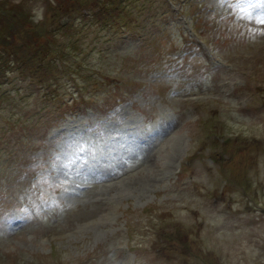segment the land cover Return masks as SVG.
I'll list each match as a JSON object with an SVG mask.
<instances>
[{"label":"rangeland","instance_id":"1","mask_svg":"<svg viewBox=\"0 0 264 264\" xmlns=\"http://www.w3.org/2000/svg\"><path fill=\"white\" fill-rule=\"evenodd\" d=\"M91 1L0 0V264H264V13ZM189 31L214 64L196 50L168 75ZM42 41L37 83L16 62Z\"/></svg>","mask_w":264,"mask_h":264},{"label":"snow or ice","instance_id":"2","mask_svg":"<svg viewBox=\"0 0 264 264\" xmlns=\"http://www.w3.org/2000/svg\"><path fill=\"white\" fill-rule=\"evenodd\" d=\"M237 3L240 5L241 11H247V9L244 7L246 0H237ZM249 7H252V5L249 3ZM258 22L261 24H264V18H259Z\"/></svg>","mask_w":264,"mask_h":264},{"label":"trees","instance_id":"3","mask_svg":"<svg viewBox=\"0 0 264 264\" xmlns=\"http://www.w3.org/2000/svg\"><path fill=\"white\" fill-rule=\"evenodd\" d=\"M47 49V48H46ZM45 49V50H46ZM53 65V61H51V60H49V66H50V68H51V66Z\"/></svg>","mask_w":264,"mask_h":264}]
</instances>
